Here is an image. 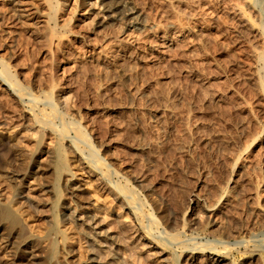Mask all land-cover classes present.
<instances>
[{
  "label": "rangeland",
  "instance_id": "374dc122",
  "mask_svg": "<svg viewBox=\"0 0 264 264\" xmlns=\"http://www.w3.org/2000/svg\"><path fill=\"white\" fill-rule=\"evenodd\" d=\"M14 1L30 9L32 25H22L11 4L0 0V71H8L17 86L15 93L21 92L23 98L18 101L0 85V126L20 130L34 115L47 118L50 108L45 107L44 96L55 86L63 88L69 91L70 101L66 109L56 106L57 111L82 131L104 164L100 172L107 168L114 174L107 182L98 180L89 174L87 160L68 148L57 133L40 129L39 135L63 152L66 169L73 173L80 191L68 190L64 174L57 172L53 161L40 162L34 170L37 185L41 183L35 201H46L49 207L41 205L35 211L28 203L18 204L17 238L35 239V251H45L48 258L33 263L17 253L12 262L0 258V264H49L52 260L89 264L87 247L77 230L61 226V240L46 218L54 216L58 221L56 206L67 198L75 206L122 209L131 226L147 225L128 213L123 187L136 193L143 205L141 213L156 222L154 241H138L142 253L156 254V246L163 243L160 233L177 236L179 232L183 236L176 238L184 243L169 249L170 259L177 264H205L202 258L191 259L194 251L220 240L225 244L218 247L227 250L231 262L254 250L264 254V209L263 213L256 210L258 200L264 206V73L260 65L264 46L252 35L236 31L237 24L225 9L228 0L219 4L214 0H127L136 11L134 32L165 33L171 43L167 52H154L151 57L143 54L145 37L116 47L102 37L101 31L127 26L97 29L82 24L80 13L69 21L71 16L64 9L52 30L41 23L48 12L44 0ZM85 2L77 0L79 10ZM255 5L264 22V0H255ZM185 20L206 29L205 42L178 36L173 26ZM30 97L38 102L35 108ZM52 123L58 131L61 122ZM70 130L68 135L76 137ZM20 133L16 148L7 137L0 139V176L7 177L12 188L16 184L9 176L25 171L36 147L34 139ZM189 198L196 200L191 209L186 207ZM113 224L109 227L114 230ZM251 234L255 236L249 239ZM240 239L250 243L239 246ZM155 254L153 259L138 261L163 264Z\"/></svg>",
  "mask_w": 264,
  "mask_h": 264
},
{
  "label": "bare ground",
  "instance_id": "6f19581e",
  "mask_svg": "<svg viewBox=\"0 0 264 264\" xmlns=\"http://www.w3.org/2000/svg\"><path fill=\"white\" fill-rule=\"evenodd\" d=\"M4 1L8 4H11V7L13 8L12 11H15V13L17 12L16 17L18 15V18L20 19L22 25L23 24L24 26H26L27 24L32 25L31 23H29L32 20L31 18L32 12L30 11V9H27L26 7L23 6V4H20L21 2L17 3L14 0H4ZM214 1H216L215 2L216 4H219L220 2V0H214ZM44 3L46 4V9H47L46 11L48 12L47 15L44 16V19L41 23L44 24L45 27L51 28L52 30L56 28L58 13L60 11H63L64 9L65 10L68 9V13L71 16L69 21H72V18L74 17L75 14L80 13L81 18L79 21L82 24H86L93 27L95 26V28L97 29L104 30L112 26L115 27L116 25H123L128 27L122 30L120 29L115 30V28L113 30V28L111 29L109 28L111 30L110 33L106 31L105 33H103V31H101L102 37L104 38V40L106 39L108 42L107 44L111 45L113 43V45L118 44L121 46L131 45L136 43L140 38L145 37L147 38L148 41L146 39L145 40L148 43H147V48L143 50L145 51L143 52V54H147L146 52H148L151 54L149 55V57H151L154 52L160 54H163L164 51L167 52L168 47L171 45V43H169V39L165 37L166 35L165 33L163 35H160V34H156L157 32L152 33L151 31L148 30H142V31L140 30V32L137 31L139 33L136 32V29L135 32L133 31L135 27L133 26L132 21L136 11L133 4H131V2L127 0H88V2H85L87 4H85L86 6L82 10L81 9L79 10L80 6H78L77 0H44ZM225 4H226L225 9L228 11V14L231 16L233 20H235L237 24L235 25L236 31H240V32L243 31L245 33L252 35L254 39H256V41L259 44H261V46L263 47L264 22H261L258 13L255 11V6H256L255 0H228L227 3ZM262 14L264 16V11ZM185 21L183 22L178 21L179 23L173 26L178 36L182 35L186 37L189 35L195 38L196 40H198L200 43H202L204 41V36H205L204 34L206 29L204 30V27L198 26L196 24L191 25L189 23L190 21L189 22L187 21L185 22ZM151 38H155L156 41L153 40V42H150L149 39ZM171 41L172 40H170V42ZM251 53L254 56L257 54V50L256 52L253 51ZM140 57H142V55ZM260 60L262 64L260 63L259 64L262 65V72L264 73V56H261ZM0 85L4 86L6 88V91L8 90L12 95H14V97L16 96L15 98L18 101L23 100V98L21 97L22 96L21 92L20 93L18 92L19 96H17V93H15L17 91L15 89L17 87L15 84V80L5 69L3 70L1 69L0 71ZM62 89H59L57 88V86H55V88H53L51 92H49V94H46L44 98L42 97L43 98L42 101L45 104V107L47 106L48 108H50L49 109L50 113H48L49 115L47 116V118H45L44 116L35 117L34 115V118L33 117L31 118L32 122H30V124L28 122L27 126L23 124L25 127H22L20 130H13V131L6 130L4 127L2 128V126H0V139L1 137H5V138L7 137L8 142L10 141L9 145H13L14 148H16V146L19 144L17 142V138L21 134L20 132L24 133L26 135V136L24 135L25 137H28L29 139L30 138L34 139L35 141L34 143L36 144V147L31 154L32 161L29 163L27 162L28 164H26L27 166L26 168H24L25 171L20 175H18L19 174L18 173L13 176L11 175L12 177L9 176L10 181L13 184L14 183L16 184L13 188L12 186L9 185L6 179L7 177L5 178L2 175L0 176V258H5V260L7 261L12 262L13 258L16 257L17 253H20L21 256H23L24 260L33 263H38L42 259L48 258L47 253L45 251H41V250H39V252L35 251V248H37L38 245L35 239L31 238L30 236L20 237V239L17 238L20 232L17 230L19 211L16 206L18 204H20L21 202L22 203L24 202V204L28 203L30 206H32V208L35 209V211L36 209L39 208L41 209V205L46 208L49 207L46 201L43 202L42 204L41 203L39 204L38 203L39 201L38 202L35 201V197L37 193H39L37 190V186L41 185V183H38L37 185V182L39 180L37 181V177L34 174L35 173L34 170H36L35 168H37L40 162L46 160H50L51 162L53 161L52 163H54L57 172L64 174L65 180L69 184L68 190L78 191L80 189L79 186H76V184L74 183L75 178L73 173L69 171L68 168L66 169V165L64 162L65 160L63 159V152L59 147L55 148V146H53L50 143L51 141L50 142L46 141L44 137H42V134L40 136L39 135L40 129L41 130L45 129L50 132L57 133L58 137L66 142L68 148H70L75 153L82 155V158L78 156L82 160L83 159L87 160L88 165L90 164L91 166V168L89 169V174L93 175L94 177H97L98 180L100 181L103 180L107 182L114 174V172L112 173L107 168L104 173L100 172L104 164L101 163L102 160L100 161L98 159L99 157L96 156L95 152L91 149L82 131L79 128L71 125L72 123L66 121L62 117V115L57 111L56 106L66 109L68 108V103L70 101L69 91ZM28 101L30 105L33 104L31 106H34L36 103H38L35 98H31V97L28 99ZM247 111L249 112L250 110L246 108V113ZM52 120L53 121L59 120L61 122V127L59 126L60 128L57 129L58 131H56L55 127L53 126ZM71 127L72 130L74 129L73 131L76 137L75 136L70 137L68 135L67 131L70 130ZM80 146L81 147L84 146L86 150L82 151L80 149ZM108 185H110V183ZM128 189L124 187L120 188V191L125 194V201H126L125 204L128 213L132 214L136 222L139 220L141 221L144 220L145 222H147V225L143 226L136 224V226L133 225L131 226L130 223L127 222L128 220H126L127 217H124V215L121 214L122 209L120 210L121 212L120 213L118 211L114 212L107 207L94 205V204H83L81 206H75L70 201H68L67 198L64 199L61 197H60L61 201H59V204L56 206L57 208L56 211L58 210L60 219L57 221V219L56 220L53 219L54 216L53 217L47 216L46 219L52 226H54V233H57L59 238L60 237L63 238L64 231L62 233V229H61L62 228L61 226L63 225L72 226L74 229L77 230L78 233L77 235H79L82 238V240L84 241L87 247L88 250L87 260L89 264H140L138 261L139 259L144 258V260H150L153 259L152 256L155 254L154 253L153 255H150L149 253L146 254L144 252L142 253V250L139 248L140 246H138V241L140 239H145V238L146 240L150 241V239L155 237L154 234L156 230V222L149 214L147 215L143 212L141 213V209L143 206L142 202L139 200V198L135 196L136 194L135 192L134 194L132 191H130L131 189L129 190ZM41 190L40 192H42ZM145 191L148 194L151 192L149 189L147 190L145 189ZM255 197L258 198L257 190H255ZM195 201L196 200H194L193 198L191 199L189 198L186 207L188 209H191L192 206L196 203ZM256 204H257L256 210L258 212L263 213L264 206H262L259 203V200L257 201ZM206 211L208 213H213V209H208ZM112 223L116 224V225L113 224L115 226L114 230L110 229L109 227V225L111 226ZM160 234L161 236L159 237L161 238L160 240H162L163 243L156 246L157 251L155 256H157L158 258L157 261L163 264H177L174 263L173 261L174 259L173 260L170 259L171 256L169 253V249L171 248V246L175 247L176 245H180L181 243H184V242H178V240L180 239L179 237L183 236V234L179 232L177 236L175 234L174 236L173 234L172 235H169L168 233L166 234V232ZM254 236L255 234H251L249 239L253 238ZM176 237L179 239H177ZM249 239L248 240L240 239L238 240V242H236V244H238L239 246H247V244L250 243ZM191 241L189 240V242ZM215 242L216 245L215 244L213 246L210 245L211 247L208 246L209 248L206 249H198L197 250L198 252L194 251V257L192 256L191 259L195 260L198 258H202L205 264H264V254L259 253L256 250L250 251L246 253L244 256H242V258L235 259L231 262L228 258L229 256L227 254V250L221 246H219L220 248L218 247V245L220 244H225L223 243V240L222 242L221 240ZM49 264H62V263L52 260L51 262L49 261Z\"/></svg>",
  "mask_w": 264,
  "mask_h": 264
}]
</instances>
